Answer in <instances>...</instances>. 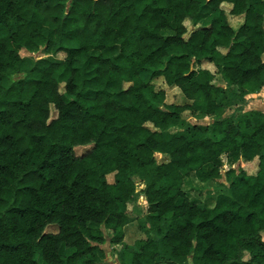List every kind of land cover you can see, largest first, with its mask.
I'll use <instances>...</instances> for the list:
<instances>
[{
    "label": "trees",
    "instance_id": "trees-1",
    "mask_svg": "<svg viewBox=\"0 0 264 264\" xmlns=\"http://www.w3.org/2000/svg\"><path fill=\"white\" fill-rule=\"evenodd\" d=\"M41 48L64 57L14 78ZM263 87L264 0H0V264H109L101 245L136 220L137 181L146 236L119 264H264V111H244ZM186 112L215 118L166 138ZM223 155L259 169L231 167V199L218 182L213 206L192 203L186 177L217 182Z\"/></svg>",
    "mask_w": 264,
    "mask_h": 264
},
{
    "label": "rangeland",
    "instance_id": "rangeland-1",
    "mask_svg": "<svg viewBox=\"0 0 264 264\" xmlns=\"http://www.w3.org/2000/svg\"><path fill=\"white\" fill-rule=\"evenodd\" d=\"M250 1L252 2L256 0H250ZM203 2H206V0H203ZM228 6L229 5L227 4L224 5L226 9L229 8ZM203 10L206 12V14H208V9L206 8V6H204ZM207 20L208 18H204L200 22V24H203ZM230 21L234 27H238L239 24L242 22L240 19H237L236 17H233V16L230 17ZM186 25L189 29V32L185 35V37L187 38L189 36V33L195 27L188 20L186 21ZM21 54L23 57V62L20 67V72H18L14 76V78L23 76L25 72L29 69L45 68L52 61H55L57 59H61L64 57V53H58L57 56H55L52 53L48 52L45 48H41L39 51L34 52V53L29 52L27 50H22ZM203 66L206 68H209L213 72L216 71V68L211 63L204 62ZM5 82H7V80ZM215 82L218 85L222 86L223 88H226L224 81L221 79L219 75H217ZM154 83L157 89L164 88L166 90L167 92L166 102L168 104H171V103L181 104L186 101L180 89L178 87L167 85L163 77L160 76V77L155 78ZM64 90H65L64 85L61 84L60 91L64 92ZM85 95L93 96L94 93L92 91H88L85 93ZM66 98H69V97L67 96ZM252 101H254L252 108L258 107L264 111V92L259 94L258 97H253ZM235 109H236V106H232L228 108L225 112V115L226 116L233 115L235 113ZM56 115H57V111L53 106L51 110V119L56 117ZM214 118H215L214 116H208V115H204L201 113L191 114L190 112H186L184 119L178 125L173 126L167 131H165V137L166 138L171 137L174 133L181 130L187 124H190V123L210 124L214 121ZM88 150H90V146H77L75 148V154L80 156L86 153ZM157 156H158V160L160 161H164L166 159V157L162 155H157ZM222 158H223V166H222L221 173H220V176L217 182H212L208 184V183L200 182L194 177V175H190L186 177L184 189L192 203H196L200 206H213L216 202L217 194L219 193V192L216 193V191L218 190L215 189L216 186H219L218 182L224 183L226 185L227 189H226L225 194L228 197V199H231L232 191L228 188L230 186V180H228L229 179L228 171L232 166H235V168L237 169V174H240L241 171L244 172L245 170L247 173L253 175L259 169V159L258 158L254 159L253 161L242 160L238 163H235V165L228 162L226 155H223ZM108 180L110 182L114 181L113 174L108 175ZM144 187H145V184L142 183L141 181L136 182L137 198L134 202L130 204V210L133 213V215L137 218L136 220L132 221L130 224L126 226V229H125L126 236H125L124 241L122 243H116V244H111L109 243V241H107L101 245L105 251L104 261L106 263L119 264L118 253L123 251L126 247H133L136 240L140 238H144L146 236L145 233L139 229V221H138V218L143 217L146 214L147 209L149 207L146 197L144 196V194H142V190ZM57 230H58V227L55 225L49 226L47 228L48 232H56ZM108 240H109V237H108ZM69 251L70 250L68 248L62 249V252L64 253H67ZM87 258L88 257H85L81 261L83 262ZM248 258H249V255L246 254L245 259H248Z\"/></svg>",
    "mask_w": 264,
    "mask_h": 264
},
{
    "label": "crops",
    "instance_id": "crops-1",
    "mask_svg": "<svg viewBox=\"0 0 264 264\" xmlns=\"http://www.w3.org/2000/svg\"><path fill=\"white\" fill-rule=\"evenodd\" d=\"M228 7L230 8V5ZM236 18L240 19L242 21V18L240 16H236ZM203 24H201V25H203ZM262 92H264V87L260 91L250 92V93L246 94V96H245L246 97V102H245V105H244V111L261 110L258 107L252 108V105L254 103V101H252V98L253 97H258V95L261 94ZM247 106H248V108H247ZM242 160L243 159L239 160V162L242 161ZM233 165H235V163ZM232 168H235V166H232Z\"/></svg>",
    "mask_w": 264,
    "mask_h": 264
}]
</instances>
